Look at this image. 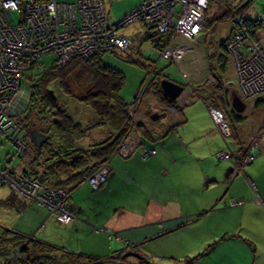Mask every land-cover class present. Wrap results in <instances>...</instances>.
Segmentation results:
<instances>
[{"label":"crops","instance_id":"1","mask_svg":"<svg viewBox=\"0 0 264 264\" xmlns=\"http://www.w3.org/2000/svg\"><path fill=\"white\" fill-rule=\"evenodd\" d=\"M248 16L255 14L251 11ZM255 36L264 48V25L256 29ZM252 105L248 115L244 113L245 102L242 111L232 107L234 115L242 118L233 123L234 146L229 142L225 146L206 104L198 98L183 104L178 111L179 123L162 138L140 144L155 148L154 154L144 157L137 148L123 158L110 159L105 184L92 189L82 183L72 191L69 205L75 218L60 222L65 235L34 240L56 247L57 252L62 248L100 258L127 244L140 243L141 252L146 254L144 244L150 240H176L173 247L178 251L172 255L176 261L191 258L188 264H264V209L257 202V198H264V139L252 159L242 163L234 175L227 169L231 161L219 159L222 152L239 154L240 146L264 122V96ZM253 111L260 115L255 117L254 126H247ZM15 197L10 207L20 214L28 205H36ZM36 206L37 218H43L45 207ZM51 215L46 222L58 223ZM8 230L13 235L22 234ZM109 232L115 234L119 245L111 252ZM66 239V243L56 241ZM75 239L87 240L86 247L73 242ZM6 258L0 255V263ZM129 258L134 259L132 264H139L135 256H128L126 263Z\"/></svg>","mask_w":264,"mask_h":264},{"label":"rangeland","instance_id":"2","mask_svg":"<svg viewBox=\"0 0 264 264\" xmlns=\"http://www.w3.org/2000/svg\"><path fill=\"white\" fill-rule=\"evenodd\" d=\"M103 1H104L103 15L106 19L107 24L111 25L113 23L118 22L124 15H126L133 7L137 6L142 0H103ZM231 1H232L231 4L232 6H235L239 4V2H241V0H231ZM205 6L206 9L202 13V17L200 18L201 21L200 30L195 35L180 40V46L186 48V52L184 54V60H183L184 63L181 62L180 64H178L175 55L168 56V58L166 59L159 57V55L161 56V54L164 52L165 48L168 47L170 40L174 39L176 36H174V34L170 33L169 31L168 32L166 30L161 31L157 28L155 24H149L147 22L145 23L143 22L142 19H138V20L134 19L126 26H121L119 28V32L125 34V36H127V38L129 39V43L126 46H124L123 49L116 48L113 51H105L101 53L102 55L101 58L104 62L119 68L125 74V84L121 89L120 93L128 102L130 101L132 102V99H134V101L132 103L130 102L131 104L129 105L131 125L135 124L134 120L136 119L140 120L138 121L139 123L147 119V117L143 115L144 110L142 108L144 106L145 108L151 109L150 110L151 113H156V112H158L159 114H163V112L168 113L166 117L167 119L164 118V120L166 121L175 122L180 120V116L178 114L179 110L177 109V106L178 105L182 106L183 104L192 101L193 99L190 100L189 98L193 94L194 86H198L201 84H207L209 86V89L211 88L214 89V87L219 88L223 96H225V100L229 104L230 108H232V103H231L232 93H235L238 96L240 95L242 97L243 102H245L246 109L244 113L246 115L249 114V110H253L252 104L254 103V101L264 96V91L260 92L259 86H257V84L255 83L254 84L245 83V86L242 83L240 87L239 79L237 77V73L240 70L238 67V63H235L236 61L233 59L234 51L231 48H229L230 45L229 40L230 37L233 35L234 31L231 34L230 32L234 28L235 29L238 28L241 31H243L241 32V34L242 35L244 34V36L240 37L239 39L238 37L239 35L237 33V39L234 41V43L232 42L231 44H233L236 48L238 47L239 43L241 45L246 46L247 52L244 53L242 57L245 58L244 61L247 62L246 63L247 67L251 68L254 73H256L255 66L257 63V59L254 61H252L251 59L254 55V51L257 50L256 51L257 57L260 52L264 51L263 46L259 43L258 40L252 39L249 36L246 26L243 24L240 15H235L236 21L230 20L231 19L230 18L228 21L226 20L223 22L219 21L217 25H215V27H212V29L207 28L206 18L210 19L213 16H219L221 13L225 11V7L222 6V4L216 0H208ZM263 7H264V2L262 0H254L253 2H251V4L248 7H246L243 13L244 17L250 18L248 14L249 13L251 14L252 11V14L259 15L258 16L260 18L259 21H261L262 17L264 16V13L263 12L261 13ZM229 11L230 10H228V12ZM232 26H234V28L231 30ZM148 29H150L155 36H157V34H165L168 37L165 46L161 48H156L154 45L147 42L146 39H144V37ZM142 38L144 40H142ZM222 38L224 39L223 41L221 40ZM221 42L224 43V47L221 46ZM222 48L223 49L225 48L224 50L227 52V56L229 59L227 67L224 68L223 70L224 73L220 72L222 68H220L218 64L219 62H217L218 61L217 55L219 54V51H221ZM260 49L262 51H260ZM262 55L263 54L261 53L260 56ZM240 57H241V52L239 53V58ZM52 59H53V54L47 53V54H43L39 61L42 65L46 67L51 64ZM152 60L156 61V67L158 68L157 70L154 69L153 67L154 65L151 62ZM211 62H212V66L214 67L212 71L210 70ZM141 63L144 64L145 66L143 67ZM159 69H162L163 73L165 75H168V77L171 78L173 81L182 82L179 84L183 86V90L178 94L177 98L174 101H169V100H168L169 102L160 101L151 96L145 97V95L143 98L140 97L143 88L145 87L144 85L147 83V79L149 80V78L152 77L154 74L159 76L160 79H164V78L168 79L167 77L160 76L159 74L160 71H158ZM181 72L186 76V80L182 76ZM141 81L142 84L140 86ZM241 81L244 82V77L241 79ZM69 84H71V88L74 91L73 93L75 94L82 89V87L76 85V83L73 80H70ZM139 86H140V90H139ZM60 99L66 100L65 103L67 102L66 104H68L67 105L68 111L72 116L77 117L80 120V123L86 124L88 122L93 121L92 119L95 117V115L88 107H85L78 103H72L68 96L60 95ZM175 105H176L175 107L176 109L173 107ZM136 106L141 108V109L138 108L139 110L137 109L139 113L135 109ZM206 106L208 112L210 113L208 105ZM132 108H134V110ZM263 111H264V107H263ZM261 114H263V112H261ZM24 115L25 114L23 112L16 117L19 123H21L23 127L28 126L26 124L29 123V124H34L36 128L39 125L41 126V124L43 123L41 119L37 120V118L34 115L32 116L30 115L29 118H26L27 116L25 117ZM210 115L213 122L216 123L211 113ZM258 115H260V112L259 113L257 111L250 112V116H248L247 126H250L251 123L254 126L256 120L255 117H257ZM170 116L173 118L168 119ZM21 124L19 125L21 126ZM215 125L219 127L217 124ZM229 129L231 132L230 125H229ZM84 132L87 133L82 138L83 147L85 149L93 148L97 144L109 140L111 136L109 135L108 131L98 126H94L91 128L89 127ZM43 135L45 136V134ZM135 137H136L135 135L134 138L132 136L133 141L130 140L129 144L125 147V149L127 150L130 144L133 143L132 144L134 147L133 149L138 148L144 151L143 146L141 147L140 145L141 142L138 138V135L136 138ZM263 137H264V122H261L259 123L258 128H256V130L253 131L252 134L248 136V139L246 140V144H243L242 148L245 147V150H247V148L254 143L257 146H261V142L263 143L262 140L264 139ZM19 140L23 142L25 147L23 149V147L19 143L18 147L21 150L17 151L16 146H14L12 142L8 141L5 136L0 134V167H5L9 165L8 167H6L4 171L1 172L5 175L7 173L5 171L8 170L11 171V167H13L14 171L12 174H14L15 176H19V174L23 173L21 171L22 168L29 167V165L32 163L34 164L33 167L35 169H41L44 163L48 162L51 159L49 151L46 152V150L42 147L44 141L41 142L39 147L36 146L33 143V140L31 139L30 135L27 134L25 130H22V132L20 133ZM227 141L234 146V143L231 141L230 138ZM121 144L122 141L114 150V152L118 153V156H121L118 151L119 150L122 151L123 149L121 148ZM14 155L15 157L12 158ZM232 156H236V157L233 158ZM237 156L239 155L235 153H233L232 155V153H230L228 154L227 159L230 158L232 164L239 163L240 160L242 159H240ZM239 170L240 169H238L236 173H238ZM230 174L232 175V173ZM24 177H26L28 182L30 179V183L36 184L37 185L36 189H39L42 193H44V191L52 190V189H56V191H59L61 196H64L67 193L66 202L70 207L69 205L70 194L68 193L67 188L65 186H56V185L45 186L44 184L41 185L29 173L27 174L25 173ZM9 179L10 178H6V180H4L5 183L0 184V199L3 200L6 199L8 197V194H10L12 191L16 193L17 196H19L20 198L24 199L27 202L28 201L35 202L30 194V191L28 190V193L26 192L27 191L26 188L25 191H21V192H18L17 190L14 189V187L16 185L19 186L21 182H18L19 184H17L13 179L12 184L15 186L14 187L8 186L7 180ZM83 184H86L85 185L86 187L90 186L87 182H84ZM46 203H47L46 205L44 204L46 208L47 207L51 208L52 210L50 212L54 211L58 215L59 213L57 208L58 204L52 203L51 200L46 201ZM36 208H38L36 205H32L31 207L28 205L27 210L21 213L22 214L21 215L20 213L17 212V209L12 208L10 206H6L4 204H0V240H2L1 236L4 239L8 236L10 232L8 229H11L13 231H21L22 234H19L20 239L24 240V242L27 243L28 245L31 242V240H34L35 238H39V239L46 238L49 240H53L56 238L60 239L62 236L65 235V233H63L65 230L61 225L62 223L58 221H57L58 223L55 224L51 222H46L49 216V213L46 208L43 209L44 210L43 218L41 217L37 218L38 213L35 211ZM69 213L71 212L69 211ZM74 216L71 213L70 218L71 217L74 218ZM61 219L63 218H58V220L60 221ZM72 220L74 219H71V221ZM109 235L110 237L112 236V239L107 240L108 245L110 247L109 252H111L115 248L119 247V245L117 244V241H115L116 240V238L114 237L115 234L109 232ZM163 238L166 239L167 237H163ZM169 238H171V234L169 235ZM56 241L59 242L62 241V243H66L69 240L66 239V240H56ZM175 241L176 240H164V239L150 240L144 244L143 250L147 254L150 260H153L157 263L185 264L184 261H176V259L172 257V255H175L174 253L178 251L177 248L173 247V243ZM73 242L83 247H86V243L88 241L75 239ZM188 251L189 250H186L185 253H187ZM51 255L52 256L54 255L53 257L55 258L57 257L58 258L57 260L62 259V255L61 256L60 255L58 256L56 254H51ZM187 255L192 257V255L189 254ZM16 256H17V252L16 253L13 252L12 255L8 257V259L1 262L0 264H4V262H6L5 264L10 263L11 260L14 262L13 259H15ZM175 257L179 259H183V257H178V256ZM131 262L134 263V259L133 260L131 259L130 261L129 258L127 263L124 264H132Z\"/></svg>","mask_w":264,"mask_h":264},{"label":"trees","instance_id":"3","mask_svg":"<svg viewBox=\"0 0 264 264\" xmlns=\"http://www.w3.org/2000/svg\"><path fill=\"white\" fill-rule=\"evenodd\" d=\"M143 1L146 0H142L141 2ZM216 1L220 2L222 6L225 7V11L219 16H213L210 19L206 18L207 28L212 29V27H215L219 21H228L230 18V20L236 21L233 16L240 15L249 36L252 39L257 40L255 31L257 28L264 25V16L262 20L259 21V19H257V16H259L258 14L253 18H246L243 14L246 7H248L254 0H241V2L235 6L231 5V0ZM228 10L230 11L228 12ZM262 12H264V7L262 8L261 13ZM15 20L12 23H14ZM233 28L234 26H232L231 30ZM234 30L235 28L230 34ZM144 39L156 48H161L165 46L168 37L165 34H157V36H155L154 33L148 29ZM144 39L142 38V40ZM221 40L223 41L224 39L222 38ZM221 46L224 47V43L221 42ZM224 49L222 48V52L219 51V54L217 55V62H219L218 64L220 68H222L220 71L221 73H224L223 70L227 67L229 60L227 52ZM242 50L245 51L244 46L242 47ZM105 51H99L88 57H72L65 65H58L53 58L49 66L45 67L39 63L30 69L31 75H28L27 77L29 98L27 104L22 109V113L24 112V116H27L26 118H29L30 115H34L37 120L41 119L44 124L42 123L41 126L39 125L35 128L34 124L27 123L26 125L28 126L23 127L17 118L15 120L17 123L21 124L22 130H25L27 134L30 129H35L37 132L45 134L46 136V140L42 147L46 152L49 151L52 160L50 159L48 161L47 159L48 162H45L41 169H35L33 167L34 164L32 163L29 167H23L21 170L24 174H31L41 185L65 186L70 195L75 188L84 182H87L92 189H98L106 183L109 168L105 182L98 188H93L87 178L103 165L109 167L110 159L118 156V153L114 152V150L121 141L128 137H134V135L136 137L138 135L142 144L148 140L160 139L180 121H166L164 118L167 117L168 113H151V109L145 108L144 106L142 109L146 114L143 113V115L146 116L147 119L143 122L141 121L142 124L141 122H138L140 121L139 119H136L134 120L135 124L131 125L129 105L134 99H132V102L130 101V103L121 95V89L125 84V74L119 68L102 60L101 53ZM159 57L161 56L159 55ZM151 62L154 65V69L157 70L156 61L152 60ZM141 65L143 67L145 66L142 63ZM213 68L211 62L210 70L212 71ZM158 71H160L159 74L161 77L171 79L168 75L163 73L162 69H159ZM70 80H73L76 85L82 87L78 93H73L74 91L71 88V84H69ZM160 80L159 76L155 74L150 77L149 80L147 79V83L144 85L145 87L143 88L140 97L143 98L145 95V97L151 96L160 101H168V99L162 94ZM206 85L207 84L194 86L193 94L189 99H201L206 105L217 108L222 112L231 128L230 136H222L219 132L224 145L227 146V140L229 138H236L233 123H238L242 117H240L241 115L238 116V114L236 116L234 115L235 111L230 108L225 100V96H223L219 88L214 87V89H209V86ZM60 95L68 96L72 103H78L88 107L95 115L92 119L93 121L86 124L80 123V120L77 117L70 114L67 108L68 104H66L67 102L65 103L66 100H61ZM181 107L182 106L179 105L177 106V109L179 110ZM138 108L140 107L136 106V111L139 110ZM132 109L134 110V108ZM172 118L173 117L170 116L168 119ZM94 126L104 128L111 136L109 140L97 144L93 148L85 149L83 147L82 138L87 133L84 131L89 127L91 128ZM143 148L149 149L152 147L143 146ZM256 149L257 148L255 147L252 150L249 148L245 150V147L242 148V146H240L239 153H241L238 154L239 156L237 157L243 160L249 155L253 156L257 151ZM17 151L20 150L17 149ZM14 157L15 155L12 158ZM120 157L123 158V156ZM232 157L235 158L236 156ZM219 159L222 158L219 157ZM227 160H230V158ZM242 160H240V162H242ZM8 166L9 165L0 168L4 169ZM11 171H14L13 167H11ZM15 196L16 193L11 191L6 199H0V204L12 206L16 198ZM34 204L43 206L37 202H34ZM46 209L49 213H53L54 217L58 220L54 212H50L48 208ZM73 213L75 214L74 211ZM58 221L61 222L60 220ZM8 236L5 239L1 236L0 255L5 256L7 257L6 259H8L13 252H17V256L14 259L15 264H124L126 263L128 256H135L139 264H152L148 256L141 252L140 247L142 245H140V243L137 245L127 244L126 246L115 250L112 255L100 258L82 256L74 252L66 251L62 248H60L61 252H57L56 247L36 240H31L28 245L24 240L20 239L19 235H13L10 232ZM51 254H56L58 256L62 255V259L57 260L58 258L53 257L54 255L52 256ZM192 260L193 259L191 258H186L183 261L185 264H188Z\"/></svg>","mask_w":264,"mask_h":264},{"label":"built area","instance_id":"4","mask_svg":"<svg viewBox=\"0 0 264 264\" xmlns=\"http://www.w3.org/2000/svg\"><path fill=\"white\" fill-rule=\"evenodd\" d=\"M207 2L208 0H170L166 4L160 0H146L133 7L118 22L109 25L103 15V0H0V134L12 142L18 150H21L18 147L19 143L24 149L23 142L19 140L22 128L15 119L22 113V109L28 102L27 77L31 75L30 69L40 63L39 60L43 54L51 53L58 65H65L75 56L88 57L99 51L123 49L129 43V39L119 32V28L126 26L134 19H142L143 22L155 24L159 30L169 31L176 36L170 40L161 57L166 59L168 56L175 55L178 64L184 63L186 48L180 46V40L189 38L200 30V18L206 9ZM233 18L236 19L235 16ZM257 19L260 20L258 16ZM14 20L15 22L12 23ZM241 32L243 31L236 28L229 40V48L234 51L233 59L235 63H238L240 70L237 73L240 87L242 83L244 86L245 83H255L259 86L260 92H263L264 51L260 52L258 57L257 50L254 51L257 59L256 73H254L247 67V62L242 57L247 52L246 46L239 43L236 48L231 44L237 39V33L239 39L244 36ZM243 46L245 51L242 50ZM261 53L262 56H260ZM249 71L250 74L246 76V72L249 73ZM182 76L186 80L183 73ZM243 77L244 82L241 81ZM173 107L175 108L176 105ZM208 107L215 124L219 126L217 128L221 135L230 136L229 124L222 112L212 106ZM133 138L128 137L122 141L123 149L118 151L121 156H127L134 150L133 143L127 150L125 149ZM256 146L254 143L248 148L252 150ZM142 152V155L146 157L153 154L155 149H144ZM219 155L222 159L228 156L224 152ZM251 159L252 155H249L242 162L232 164V175L242 168V163ZM5 169L0 168V184L5 183L6 178H10L7 180L8 186H15L12 184L13 179L17 184L21 182L19 186L14 187L15 190L21 192L26 188V192L30 191L33 200L43 206L48 200L57 203L58 215L53 211L56 217L63 218L61 219L63 222L73 219L70 215L72 213L74 216V213L66 202L67 193L61 196L56 189L42 193L36 189V184L30 183V179L28 182L23 173L15 176L8 170L5 171L7 172L5 175L1 173ZM107 172V165H103L87 180L93 188H98L105 182ZM257 202L264 209V198H257ZM48 210L52 209L48 208ZM7 264L15 263L11 260Z\"/></svg>","mask_w":264,"mask_h":264},{"label":"water","instance_id":"5","mask_svg":"<svg viewBox=\"0 0 264 264\" xmlns=\"http://www.w3.org/2000/svg\"><path fill=\"white\" fill-rule=\"evenodd\" d=\"M160 88L162 91V94L169 100L174 101L178 94L183 90V86L179 83L170 80V79H161L160 80ZM52 92V90H51ZM232 107L235 111H242L244 108V102L241 100V98L235 94L232 93ZM28 134L30 135L31 139L33 140V143L36 146H40L41 142L45 141L46 137L42 134L37 132L34 129H30L28 131ZM229 172L232 171L233 166L232 164L227 168Z\"/></svg>","mask_w":264,"mask_h":264},{"label":"bare ground","instance_id":"6","mask_svg":"<svg viewBox=\"0 0 264 264\" xmlns=\"http://www.w3.org/2000/svg\"><path fill=\"white\" fill-rule=\"evenodd\" d=\"M160 1L165 2V3L167 4L170 0H160ZM242 39H243V38H242ZM251 60H252V61L256 60V55H255V54L253 55V57H252ZM248 74H250V71H249V73L246 72V76H247ZM260 83L263 84V82H262L261 80H260Z\"/></svg>","mask_w":264,"mask_h":264},{"label":"flooded vegetation","instance_id":"7","mask_svg":"<svg viewBox=\"0 0 264 264\" xmlns=\"http://www.w3.org/2000/svg\"><path fill=\"white\" fill-rule=\"evenodd\" d=\"M232 166H233V165H232ZM230 173H232V171H231Z\"/></svg>","mask_w":264,"mask_h":264}]
</instances>
